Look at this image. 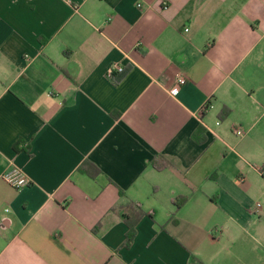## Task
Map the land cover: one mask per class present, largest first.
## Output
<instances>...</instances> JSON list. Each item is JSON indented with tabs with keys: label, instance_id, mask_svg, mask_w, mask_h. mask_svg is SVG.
<instances>
[{
	"label": "crops",
	"instance_id": "crops-1",
	"mask_svg": "<svg viewBox=\"0 0 264 264\" xmlns=\"http://www.w3.org/2000/svg\"><path fill=\"white\" fill-rule=\"evenodd\" d=\"M263 166L264 0H0V264H264Z\"/></svg>",
	"mask_w": 264,
	"mask_h": 264
},
{
	"label": "built area",
	"instance_id": "built-area-1",
	"mask_svg": "<svg viewBox=\"0 0 264 264\" xmlns=\"http://www.w3.org/2000/svg\"><path fill=\"white\" fill-rule=\"evenodd\" d=\"M137 5H141V4L137 3ZM114 70H122V64L120 62H113L108 69V73L111 74L112 71ZM185 81H186V76L184 74L182 73L177 74L173 83L168 87L169 93L171 94L177 93V91ZM208 102H210V99H208L205 102L204 104L205 108L211 106V102L209 103V105ZM233 131L237 135L243 134V130L240 126L234 127ZM260 172H264V166L260 169ZM1 176L17 189L29 182V179L21 172V170L17 166H12L4 170L1 173ZM256 204H258V202H256ZM6 209L8 208L6 207Z\"/></svg>",
	"mask_w": 264,
	"mask_h": 264
},
{
	"label": "trees",
	"instance_id": "trees-1",
	"mask_svg": "<svg viewBox=\"0 0 264 264\" xmlns=\"http://www.w3.org/2000/svg\"><path fill=\"white\" fill-rule=\"evenodd\" d=\"M209 103L210 102H208V105H209ZM229 111V107H227V106H224L223 107V109H222V111H221V113H223V114H227V112ZM201 130H202V127L200 126V127H198V131H200L201 132ZM195 135V138H197L198 140H203V138L202 137H200L199 135H198V133H195L194 134ZM152 163H153V165L156 167V168H161V167H163L164 165H166V163L164 162V161H161L160 159H158V158H153V160H152ZM184 199H185V196H179V197H177V198H174V202H175V205L178 207L181 203H182V201H184ZM126 222H127V224H128V231H127V234H126V240H125V242L126 243H129L130 241H131V239H132V237H133V235H134V224H133V222L132 221H130V220H126Z\"/></svg>",
	"mask_w": 264,
	"mask_h": 264
}]
</instances>
